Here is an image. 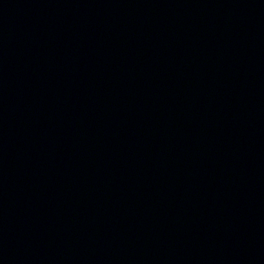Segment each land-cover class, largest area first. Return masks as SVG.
I'll return each instance as SVG.
<instances>
[{
    "label": "water",
    "instance_id": "1",
    "mask_svg": "<svg viewBox=\"0 0 264 264\" xmlns=\"http://www.w3.org/2000/svg\"><path fill=\"white\" fill-rule=\"evenodd\" d=\"M193 97L244 264H264V0H151Z\"/></svg>",
    "mask_w": 264,
    "mask_h": 264
}]
</instances>
